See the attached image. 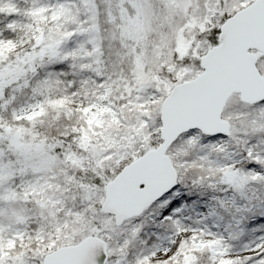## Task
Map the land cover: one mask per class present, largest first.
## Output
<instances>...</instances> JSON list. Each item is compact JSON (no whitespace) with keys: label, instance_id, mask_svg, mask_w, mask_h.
<instances>
[{"label":"snow or ice","instance_id":"6c2138e0","mask_svg":"<svg viewBox=\"0 0 264 264\" xmlns=\"http://www.w3.org/2000/svg\"><path fill=\"white\" fill-rule=\"evenodd\" d=\"M0 264H264V0H0Z\"/></svg>","mask_w":264,"mask_h":264}]
</instances>
